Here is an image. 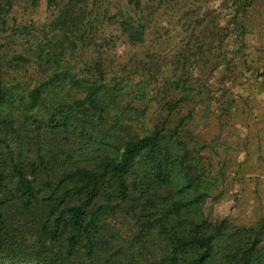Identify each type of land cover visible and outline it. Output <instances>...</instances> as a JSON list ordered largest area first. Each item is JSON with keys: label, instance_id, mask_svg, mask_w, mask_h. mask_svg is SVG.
Segmentation results:
<instances>
[{"label": "trees", "instance_id": "obj_1", "mask_svg": "<svg viewBox=\"0 0 264 264\" xmlns=\"http://www.w3.org/2000/svg\"><path fill=\"white\" fill-rule=\"evenodd\" d=\"M181 1L45 0L48 19L31 29L9 25L19 0H0V264H264V217L206 211L222 178L201 162L187 105L204 86L189 68L234 66L253 0H220V16L185 9L158 87L154 73L126 80L107 62L115 34L105 28L141 46ZM38 3L24 0L29 11ZM230 35L232 51L221 48ZM117 212L141 262L110 252Z\"/></svg>", "mask_w": 264, "mask_h": 264}, {"label": "rangeland", "instance_id": "obj_2", "mask_svg": "<svg viewBox=\"0 0 264 264\" xmlns=\"http://www.w3.org/2000/svg\"><path fill=\"white\" fill-rule=\"evenodd\" d=\"M181 3L173 17L160 19L157 33L149 30L141 46L128 45L111 26L105 28L106 36L115 34L114 44L107 54L111 67L120 70L126 80L154 73L153 85L158 87L160 79L173 71L172 53L185 34L173 21L187 8L192 9L194 16L206 11L217 16L221 13L220 0H184ZM48 16L45 0H39L38 6L31 11L25 9L24 0H19L9 16V25L39 28ZM217 19L222 23L224 18ZM242 39L243 46L233 58L234 66L230 70L223 71V66L209 70L208 59L204 66L199 63L188 69L189 79L195 84L202 82L204 86L187 105L194 107L189 128L205 144L199 151L201 162L211 165L212 174L219 169L222 178L217 182V190L221 192L216 201L207 203V213L213 218L227 217L236 223H251L264 217V75L255 74L264 70V0H253ZM237 47L238 42L232 35L221 46L230 51ZM137 64L143 69L135 72ZM28 74H33L31 69ZM227 105H230L229 114L217 119ZM181 113H185V109ZM107 221L115 233L110 252L127 254L130 259L135 256L141 262L143 257L136 256L138 244L133 237L136 230L128 219L117 212ZM141 251L146 257V251Z\"/></svg>", "mask_w": 264, "mask_h": 264}]
</instances>
